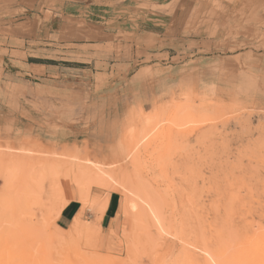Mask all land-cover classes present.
Instances as JSON below:
<instances>
[{
	"label": "rangeland",
	"instance_id": "1",
	"mask_svg": "<svg viewBox=\"0 0 264 264\" xmlns=\"http://www.w3.org/2000/svg\"><path fill=\"white\" fill-rule=\"evenodd\" d=\"M207 246L264 264V0H0V264H215Z\"/></svg>",
	"mask_w": 264,
	"mask_h": 264
},
{
	"label": "bare ground",
	"instance_id": "2",
	"mask_svg": "<svg viewBox=\"0 0 264 264\" xmlns=\"http://www.w3.org/2000/svg\"><path fill=\"white\" fill-rule=\"evenodd\" d=\"M147 134V133H146ZM132 148V147H131ZM30 153V152H29ZM138 154V153H137ZM58 158H62V159H66L67 158V156H64V155H56ZM128 156V155H127ZM80 161H82V162H84L83 164H76V165H74V166H72L71 168H70V170H71V172H73V173H75L76 174V176H78L79 178H81V179H83V180H85L90 186H92V187H94V186H101V187H103V188H105L106 190H109V191H112V192H115V193H118V192H120V191H123V192H125V195L127 194V193H130L131 195H137V193L135 192V190L136 189H134V188H132L133 186L131 185V187H127V183H128V181L130 182V183H128L129 184V186H130V184H131V179L129 180V178H127L126 179V177H129V176H126L125 177V182L123 181H118L117 183H116V181H115V177L114 176H117V172H123L124 170H127V167L125 166V165H122L121 163V167H120V165H119V167H120V169H119V167H118V171L117 172H114V173H112L111 171L113 170L114 171V169H112L111 171H106V170H104V169H102V166L103 165H99V164H95V163H93V162H91V161H89L88 159H85V160H80ZM121 161H124L123 159L122 160H120L119 161V159H118V163L119 162H121ZM48 162H52L51 160H48ZM118 163H116L117 165H118ZM101 164V163H100ZM103 164H104V162H103ZM104 167V166H103ZM105 167H106V164H105ZM107 168V167H106ZM117 170V169H116ZM128 171V170H127ZM116 173V174H115ZM129 175V174H128ZM117 178V177H116ZM133 179L134 180H136L135 179V177H133ZM117 180V179H116ZM128 180V181H127ZM109 181H114L113 183L116 185V186H111V187H109V185L107 186V187H105V185L104 184H106L107 182H109ZM138 181V180H137ZM127 182V183H126ZM111 184V183H110ZM126 184V185H125ZM135 184H137V185H139V182H135ZM142 186V185H141ZM140 186V187H141ZM98 188V187H97ZM131 188V189H130ZM141 188H144V189H146L147 191H149L150 190V192L152 191V193H154L153 192V190L152 189H150V188H146V187H141ZM141 188L139 189V188H137V192H138V199H140V200H142V202L143 201H145L147 204H145V205H148V207L150 208H148V209H146L145 211H142V212H140V214L138 213V215H136V216H138V218H139V220L138 221H140V220H146V221H148V222H151V216H153L154 217V219L156 220V221H158V223L161 225V228L165 231V232H169L168 231V229L170 228V226H168L167 228H165L166 226H165V224H164V215H162V213H161V210L159 209L160 207L158 206V204L157 203H155V199L153 200V198H155L156 197V195L155 194H152L153 196L155 195V197H153V198H151L149 195H147L146 194V196H145V193H147V192H144L143 191V193H144V199L142 198L141 199V197L140 196H142L143 194H142V190H141ZM181 191V190H180ZM102 193H103V191H101ZM149 192V193H150ZM122 194H124V193H122ZM129 194V195H130ZM151 194V193H150ZM124 195V197H125V199H126V201H128L129 202V200L130 201H132L131 200V198H130V196L129 197H127L128 196V194L125 196ZM176 196V195H175ZM131 197H133V196H131ZM108 200L110 201V198H111V195H109L108 197ZM127 198H129V200L127 199ZM137 198V197H136ZM135 199H133V201H134ZM139 200V201H140ZM138 201V202H139ZM135 202H137V201H134V203ZM141 202V201H140ZM159 202V201H158ZM125 204H127V202H125ZM130 204V203H129ZM135 204H137V207H139L138 206V203H135ZM134 204V205H135ZM140 204V207L139 208H142V210H144V206L143 205H141L142 203H139ZM173 204V203H172ZM131 205V204H130ZM124 206V205H123ZM128 206L126 205V207L124 208L123 207V209L122 210H124V211H126L127 212V216L129 215L128 213L130 212H128L127 211V209L129 208H127ZM129 210H131L130 208H129ZM134 210H136V209H134ZM141 211V210H140ZM134 212H136V211H134ZM133 212V213H134ZM163 212V211H162ZM124 215L126 214L125 212H122ZM132 213V212H131ZM131 214V215H134V214ZM181 215V214H180ZM130 216V215H129ZM152 217V218H153ZM133 218V217H132ZM135 218V217H134ZM171 220V219H170ZM169 220V221H170ZM174 221H175V219H173ZM134 222H135V220H133ZM154 221V220H153ZM169 221H168V225H171V223L169 224ZM133 222V223H134ZM141 222V221H140ZM155 222V221H154ZM199 222V221H198ZM138 223V222H137ZM152 223V222H151ZM150 223V224H151ZM138 224H140V223H138ZM145 224H146V222H145ZM175 224V223H174ZM157 225V224H156ZM144 226V225H143ZM183 226V225H182ZM145 227V226H144ZM143 227V228H144ZM179 226H178V224H177V228H178ZM181 228H183V227H181ZM157 229V228H156ZM167 229V230H166ZM174 229V228H173ZM152 230V229H151ZM171 230V229H170ZM183 230V229H182ZM181 230V231H182ZM217 230V229H216ZM161 231V230H160ZM220 232H221V230H219ZM203 232V231H202ZM215 233V232H214ZM221 233H223V232H221ZM142 234V233H141ZM156 234V233H155ZM175 233L173 232V235H174ZM218 234V233H217ZM224 234V233H223ZM223 234H222V236H223ZM146 235V234H145ZM152 235H154V234H152ZM221 235V234H220ZM220 235H218V236H220ZM144 236V235H143ZM156 237V236H155ZM161 236L159 235V239H161L160 238ZM185 237L186 236H184V240H185ZM224 237V236H223ZM146 239H147V236L145 237ZM151 239V238H150ZM149 239V240H150ZM156 239V238H155ZM181 239V238H180ZM209 239V238H208ZM226 239V238H225ZM224 239V241H226ZM149 240H147L148 242H149ZM164 240V239H163ZM212 240V239H211ZM218 240V239H217ZM152 241V240H151ZM151 241H150V243H151ZM158 241V240H157ZM182 241V240H181ZM219 241V240H218ZM223 241V240H222ZM153 242V241H152ZM187 242V241H186ZM199 242H200V240H199ZM198 242V243H199ZM202 242H203V240H202ZM201 242V243H202ZM157 243V242H156ZM155 242H153V244L155 245L156 244ZM188 243V242H187ZM204 243H205V241H204ZM216 243H217V241H216ZM152 244V243H151ZM152 244V245H153ZM158 245H159V243H157ZM156 244V245H157ZM172 244V243H171ZM184 244V243H183ZM220 244H222V245H224V243L222 242V243H220ZM205 245H206V243H205ZM198 246V245H197ZM200 246H201V244H200ZM218 246V245H217ZM224 246H226V245H224ZM208 247L209 246H207V249H208ZM220 247V246H219ZM178 248V247H177ZM194 249V248H193ZM205 249V248H204ZM217 249V248H216ZM215 249V250H216ZM227 250H228V248H227ZM226 250V251H227ZM212 251V250H211ZM209 249L207 250V252H208V254H212L213 256H214V258L217 260V264H237L236 262H235V260L233 259V258H227V257H224L225 256V254H224V256H220V254L218 255H215V252L213 251V252H211ZM224 251V250H223ZM169 252V251H168ZM228 252H226V254H227ZM191 255V254H190ZM194 255V254H193ZM229 255V254H228ZM169 256V255H168ZM167 256V257H168ZM196 256V255H195ZM195 256H187V260L189 259V261L192 263V264H211L210 262H209V260H205V259H203V258H200V257H195ZM208 256H210V255H208ZM212 256V257H213ZM211 257V256H210ZM211 257V259L213 260V258ZM230 257H231V255H230ZM170 259V258H169ZM215 263V264H216ZM174 264H176V263H174ZM190 264V263H189Z\"/></svg>",
	"mask_w": 264,
	"mask_h": 264
},
{
	"label": "crops",
	"instance_id": "3",
	"mask_svg": "<svg viewBox=\"0 0 264 264\" xmlns=\"http://www.w3.org/2000/svg\"><path fill=\"white\" fill-rule=\"evenodd\" d=\"M30 18V14L28 16ZM112 195L110 201L107 205L105 210L104 217L101 220V227L104 229L106 225L110 224V222L114 219L117 210H118V202L119 200ZM81 206L78 202H71L68 204L63 211L61 212L60 216L57 220L58 227L64 229L71 225L73 219L78 215L81 210Z\"/></svg>",
	"mask_w": 264,
	"mask_h": 264
},
{
	"label": "trees",
	"instance_id": "4",
	"mask_svg": "<svg viewBox=\"0 0 264 264\" xmlns=\"http://www.w3.org/2000/svg\"><path fill=\"white\" fill-rule=\"evenodd\" d=\"M114 197H116V196H114Z\"/></svg>",
	"mask_w": 264,
	"mask_h": 264
}]
</instances>
